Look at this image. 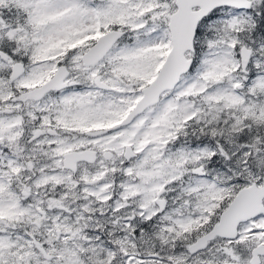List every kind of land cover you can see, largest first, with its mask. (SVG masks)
<instances>
[{
  "label": "snow or ice",
  "instance_id": "snow-or-ice-1",
  "mask_svg": "<svg viewBox=\"0 0 264 264\" xmlns=\"http://www.w3.org/2000/svg\"><path fill=\"white\" fill-rule=\"evenodd\" d=\"M0 264H264V0H0Z\"/></svg>",
  "mask_w": 264,
  "mask_h": 264
}]
</instances>
